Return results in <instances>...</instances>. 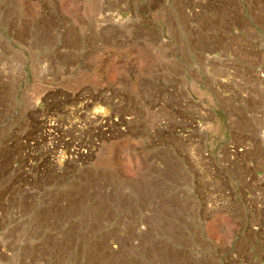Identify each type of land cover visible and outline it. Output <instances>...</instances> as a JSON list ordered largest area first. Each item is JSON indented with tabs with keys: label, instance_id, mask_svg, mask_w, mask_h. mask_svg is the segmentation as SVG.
<instances>
[{
	"label": "rangeland",
	"instance_id": "1",
	"mask_svg": "<svg viewBox=\"0 0 264 264\" xmlns=\"http://www.w3.org/2000/svg\"><path fill=\"white\" fill-rule=\"evenodd\" d=\"M259 173L264 0H0V264H264Z\"/></svg>",
	"mask_w": 264,
	"mask_h": 264
},
{
	"label": "bare ground",
	"instance_id": "2",
	"mask_svg": "<svg viewBox=\"0 0 264 264\" xmlns=\"http://www.w3.org/2000/svg\"><path fill=\"white\" fill-rule=\"evenodd\" d=\"M124 16V15H123ZM126 17H122V19H125ZM98 19V18H97ZM93 20V19H92ZM112 20L110 19V18H107V19H103V23H101V22H99L98 20H96L95 21V27L97 26L98 28V30H103L104 29V27H106V26H108L109 24H111L112 22H111ZM111 22V23H110ZM113 26L112 27H114V26H119V27H125V25H126V22H124V21H122V20H115L113 23ZM96 29V30H97ZM95 30V29H94ZM99 32H101V31H99ZM88 33V32H87ZM97 34V33H96ZM75 41H76V39H75ZM225 95H228L227 93L225 94ZM102 117H105L104 116V114L103 115H101ZM99 117H100V115L98 116V115H95V114H93L91 117H87V118H90L89 119V122L91 121L92 123H94L95 122V120H98L99 119ZM101 119V118H100ZM100 123V122H99Z\"/></svg>",
	"mask_w": 264,
	"mask_h": 264
},
{
	"label": "built area",
	"instance_id": "3",
	"mask_svg": "<svg viewBox=\"0 0 264 264\" xmlns=\"http://www.w3.org/2000/svg\"><path fill=\"white\" fill-rule=\"evenodd\" d=\"M245 148L248 149L249 147H245ZM240 151L243 152L244 150L241 148ZM258 176L260 178H263V180H264V174L263 173H259ZM247 198L250 201L257 200L258 203L260 204L259 206L262 209L264 208V189L262 191L252 192V193L247 191Z\"/></svg>",
	"mask_w": 264,
	"mask_h": 264
}]
</instances>
